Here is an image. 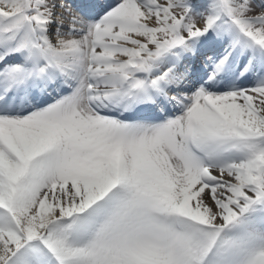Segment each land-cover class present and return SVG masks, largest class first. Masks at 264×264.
I'll use <instances>...</instances> for the list:
<instances>
[{"label":"snow or ice","instance_id":"obj_1","mask_svg":"<svg viewBox=\"0 0 264 264\" xmlns=\"http://www.w3.org/2000/svg\"><path fill=\"white\" fill-rule=\"evenodd\" d=\"M0 264H264V0H0Z\"/></svg>","mask_w":264,"mask_h":264}]
</instances>
